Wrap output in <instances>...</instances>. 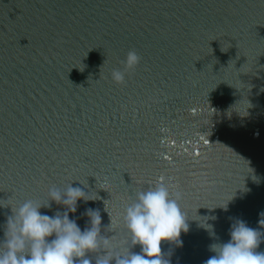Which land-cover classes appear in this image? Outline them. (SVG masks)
I'll use <instances>...</instances> for the list:
<instances>
[{"label":"water","instance_id":"water-1","mask_svg":"<svg viewBox=\"0 0 264 264\" xmlns=\"http://www.w3.org/2000/svg\"><path fill=\"white\" fill-rule=\"evenodd\" d=\"M160 183L189 226L170 264H204L237 221L264 234V0H0V251L13 210L63 214L49 192L71 185L69 219L99 210L108 241L85 259L139 253L124 211Z\"/></svg>","mask_w":264,"mask_h":264},{"label":"clouds","instance_id":"clouds-1","mask_svg":"<svg viewBox=\"0 0 264 264\" xmlns=\"http://www.w3.org/2000/svg\"><path fill=\"white\" fill-rule=\"evenodd\" d=\"M139 62L136 51H129L124 70L112 71L114 82L123 83L126 72ZM87 196L80 187L69 185L63 193L56 189L49 192L51 201L67 209L63 214H41V207L48 205L31 200L13 210L4 250L0 251V264H91L85 259L86 254L97 253L102 240L105 248L108 245L100 234V212L86 210L84 215L89 218L90 227L83 231L68 215L76 211L79 200H88ZM123 221L132 247L139 245L140 252L106 251L96 264H170L162 252V243H180L181 232H187L189 227L185 213L164 183L138 192L136 201L125 208ZM230 237L226 243L211 246L215 255L204 264H264V252L257 251L264 234L244 221H237L230 229Z\"/></svg>","mask_w":264,"mask_h":264}]
</instances>
